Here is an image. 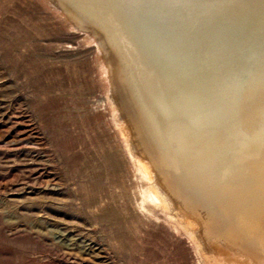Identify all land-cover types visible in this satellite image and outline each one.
I'll list each match as a JSON object with an SVG mask.
<instances>
[{"label": "rangeland", "instance_id": "obj_1", "mask_svg": "<svg viewBox=\"0 0 264 264\" xmlns=\"http://www.w3.org/2000/svg\"><path fill=\"white\" fill-rule=\"evenodd\" d=\"M63 9L0 0V264H212L214 233L201 226L199 243L180 225L181 199L167 212L152 201L136 161L152 158V142L113 50ZM263 90L243 96L240 114ZM217 132L184 150L162 132L163 150L191 166Z\"/></svg>", "mask_w": 264, "mask_h": 264}, {"label": "bare ground", "instance_id": "obj_2", "mask_svg": "<svg viewBox=\"0 0 264 264\" xmlns=\"http://www.w3.org/2000/svg\"><path fill=\"white\" fill-rule=\"evenodd\" d=\"M61 3L115 54L152 142V158L136 161L153 203L167 212L181 199L180 225L194 229L201 244V226L214 233L212 264H264V96L240 114L243 96L264 89V0ZM212 128L220 142L198 163L190 166L184 155L176 163L163 150L162 132L184 150Z\"/></svg>", "mask_w": 264, "mask_h": 264}]
</instances>
